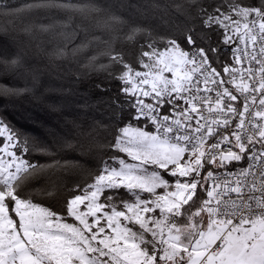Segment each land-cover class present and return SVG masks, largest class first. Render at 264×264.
Returning <instances> with one entry per match:
<instances>
[{
	"label": "snow or ice",
	"instance_id": "snow-or-ice-1",
	"mask_svg": "<svg viewBox=\"0 0 264 264\" xmlns=\"http://www.w3.org/2000/svg\"><path fill=\"white\" fill-rule=\"evenodd\" d=\"M0 36V98L60 97L40 131L0 113V264H264V0H0Z\"/></svg>",
	"mask_w": 264,
	"mask_h": 264
},
{
	"label": "trees",
	"instance_id": "trees-1",
	"mask_svg": "<svg viewBox=\"0 0 264 264\" xmlns=\"http://www.w3.org/2000/svg\"><path fill=\"white\" fill-rule=\"evenodd\" d=\"M16 3L18 0H9ZM22 39V38H20ZM14 51L10 37L0 36V55L11 54ZM30 53L34 52V47L29 49ZM46 62L41 58L40 64L44 66ZM63 69H49L45 73V80L54 87H60L61 81L57 78V74ZM101 85L97 88L96 85ZM0 86H22V81L15 76L0 77ZM81 96L90 101V106L86 109H80L81 114L87 112L94 114L97 119L102 118L106 111V104L101 101H109L112 97L118 94L119 84L114 80H108L103 73L94 75L91 80H85L82 84L77 85ZM103 89V90H102ZM60 99L59 93L52 91L46 94V99L43 102H28L9 103V101L0 98V113H3L7 118L18 128L26 131H40L47 125H51L60 119L54 115L49 109V105L57 103ZM30 159L44 163L45 160L40 156H33ZM66 160H78L85 167H91L94 163L93 157L88 155H79L76 152L69 151L64 154ZM77 180L73 174L68 175V183L71 185ZM59 206V205H57Z\"/></svg>",
	"mask_w": 264,
	"mask_h": 264
}]
</instances>
